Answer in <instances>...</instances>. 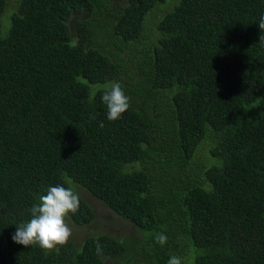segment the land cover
Masks as SVG:
<instances>
[{
  "label": "trees",
  "instance_id": "trees-1",
  "mask_svg": "<svg viewBox=\"0 0 264 264\" xmlns=\"http://www.w3.org/2000/svg\"><path fill=\"white\" fill-rule=\"evenodd\" d=\"M262 15L264 0H0V264H264ZM113 82L131 106L109 121ZM68 178L134 236L14 242Z\"/></svg>",
  "mask_w": 264,
  "mask_h": 264
},
{
  "label": "clouds",
  "instance_id": "clouds-1",
  "mask_svg": "<svg viewBox=\"0 0 264 264\" xmlns=\"http://www.w3.org/2000/svg\"><path fill=\"white\" fill-rule=\"evenodd\" d=\"M259 28L264 30V15L260 17ZM261 39L264 37L261 36ZM102 102L107 106V119L115 121L122 118L130 108V97L126 95L119 82H113L101 96ZM103 127V123H101ZM80 210V196L72 187L62 184L49 186L46 194L38 198L29 209L30 218L16 227L12 240L27 246H39L42 250L51 252L65 246L72 236L69 226L70 215ZM155 242L164 246L168 237L163 232L155 234ZM97 255L102 254V245L96 240ZM167 264H182L179 256L169 257Z\"/></svg>",
  "mask_w": 264,
  "mask_h": 264
},
{
  "label": "rangeland",
  "instance_id": "rangeland-1",
  "mask_svg": "<svg viewBox=\"0 0 264 264\" xmlns=\"http://www.w3.org/2000/svg\"><path fill=\"white\" fill-rule=\"evenodd\" d=\"M10 11V10H9ZM85 16H81L84 18ZM102 35L105 34L103 31H99ZM97 40L100 44L109 46L107 39L103 36L97 35ZM70 185L79 193L86 197V199L95 208L97 217L93 223L88 225H77L69 219V226L72 229V236L69 241L74 240L76 242L83 241L87 236L92 234H98L108 232L113 235H122L133 237L136 233V228L127 219L118 215L115 211L106 206L101 200L89 194L86 190L81 189L75 182L68 178ZM110 264H117L116 261H112Z\"/></svg>",
  "mask_w": 264,
  "mask_h": 264
}]
</instances>
